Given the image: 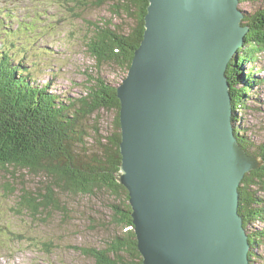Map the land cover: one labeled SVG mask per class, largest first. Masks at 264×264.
<instances>
[{
    "label": "water",
    "instance_id": "obj_1",
    "mask_svg": "<svg viewBox=\"0 0 264 264\" xmlns=\"http://www.w3.org/2000/svg\"><path fill=\"white\" fill-rule=\"evenodd\" d=\"M240 0H148L144 33L116 87L121 164L143 264H251L238 213L264 165L235 136L226 71L243 46Z\"/></svg>",
    "mask_w": 264,
    "mask_h": 264
},
{
    "label": "trees",
    "instance_id": "obj_2",
    "mask_svg": "<svg viewBox=\"0 0 264 264\" xmlns=\"http://www.w3.org/2000/svg\"><path fill=\"white\" fill-rule=\"evenodd\" d=\"M61 3L70 17L75 16L73 18H80L76 16L89 9L108 10L109 17L104 16L101 23L91 27L84 43L98 67L114 66L121 70L124 79L143 38L148 0H62ZM14 17L17 21L18 16ZM243 25H247L249 31L226 71L236 113L235 136L247 154L264 159V143L257 148L250 147V141L240 135L241 127L235 121L245 94L257 81L251 65L264 53V0L255 13H246ZM17 30L20 33V28ZM26 52L24 49L23 57ZM13 61L1 42L0 169L11 167L42 176L45 181L43 192H38L37 196L23 189L19 195L20 205L36 215L51 209L62 210L63 194L88 199L109 194L111 200L108 205L106 202L112 229L109 240L103 246L79 250L95 264H143L128 192L115 177L121 164L117 86L109 83L105 76L87 74L88 85L83 97L64 101L47 85L32 84L31 70L15 66ZM244 64L250 67L244 69ZM242 68L244 74H241ZM108 111H114L115 115L105 124L101 115ZM7 186L10 188L11 184ZM238 213L248 235V258L254 264V249L264 241V165L242 179ZM255 223L262 224V228L253 231Z\"/></svg>",
    "mask_w": 264,
    "mask_h": 264
},
{
    "label": "rangeland",
    "instance_id": "obj_3",
    "mask_svg": "<svg viewBox=\"0 0 264 264\" xmlns=\"http://www.w3.org/2000/svg\"><path fill=\"white\" fill-rule=\"evenodd\" d=\"M61 1L0 0V16L6 14L9 31L18 27L21 33L17 30L16 37L0 35V45L5 44L13 65L30 69L32 84L47 85L64 101L83 97L87 74L105 76L109 83L120 85L121 70L109 65L98 67L84 43L91 27L101 23L104 16L109 17L108 10L89 9L76 16L80 18H73ZM260 1L240 0L239 8L251 15L258 10ZM14 16H18V22ZM24 49L27 52L23 57ZM255 60L251 67L257 81L245 94L235 121L241 127L240 135L250 141V147L257 148L264 143V53ZM248 67L243 65L244 69ZM244 69L241 74L245 73ZM113 115L114 111L104 112L103 123L110 122ZM7 183L11 184L10 188ZM44 185L42 176L11 167L0 169V264H95L79 249L103 246L109 240L112 229L107 205L111 196L103 194L88 199L63 194L62 210L33 215L20 205L19 195L25 189L37 196L43 192ZM261 228L262 224L255 223L251 229ZM254 253V264H264V241Z\"/></svg>",
    "mask_w": 264,
    "mask_h": 264
}]
</instances>
